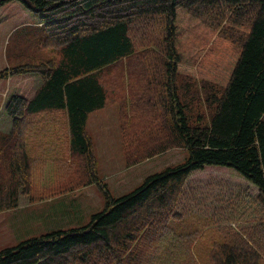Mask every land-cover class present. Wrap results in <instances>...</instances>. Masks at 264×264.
<instances>
[{
    "label": "trees",
    "instance_id": "1",
    "mask_svg": "<svg viewBox=\"0 0 264 264\" xmlns=\"http://www.w3.org/2000/svg\"><path fill=\"white\" fill-rule=\"evenodd\" d=\"M11 2L37 18L27 37L45 57L0 70V80H42L31 99L14 95L4 107L12 122L0 134V212L32 196L34 174H50L58 194L95 184L104 208L83 226L0 250V264H264L263 217L237 228L190 222L178 210L191 173L208 166L256 187V201L235 195L246 213L257 214L250 203L264 210V0H0V8ZM216 30L212 43L229 45L212 54L229 60L227 70L200 59ZM119 67V81L141 83L127 86L123 104L152 109L151 142L134 133L136 146L150 147L133 162L173 145L187 157L114 197L99 180L86 124L109 102L103 73ZM74 157L80 166L67 162Z\"/></svg>",
    "mask_w": 264,
    "mask_h": 264
},
{
    "label": "rangeland",
    "instance_id": "2",
    "mask_svg": "<svg viewBox=\"0 0 264 264\" xmlns=\"http://www.w3.org/2000/svg\"><path fill=\"white\" fill-rule=\"evenodd\" d=\"M12 14L15 15L14 25H16L13 28L17 27L14 30L9 27L13 24ZM37 24V18L17 2H11L0 8V49H4V59L0 60V70L18 63L33 62L34 60L31 59H36L34 57L40 59L45 57L44 52H37V41L31 42V39L27 37L32 33L36 35ZM16 30L17 32H14ZM217 33L216 30L214 36L209 38L204 49V53L206 51L207 53L200 59L214 60L217 66L227 70L229 60L215 59L212 54L229 45L223 38L218 39V37L212 43ZM211 45L214 46L213 49H209ZM228 52L230 53L231 50ZM1 61L4 63L2 64ZM121 71L122 68L119 67L112 73L106 72L111 74L108 77L103 73L108 86L109 102L104 109L90 114L86 124L99 180L114 197H120L135 189L150 174L183 163L187 157V153L182 148L173 145L174 147L153 157L133 162V159L139 156L138 154L148 152L146 149L150 147L143 149L136 146L134 133H137L138 138L141 135L143 142H151L148 137L151 132L147 133L149 126L147 119L152 109L141 106L132 110L127 103L123 104L125 98L122 99V97L126 94L127 86H132L133 83L139 86L141 83L138 81L139 76L138 79L131 78L127 83L119 81L118 73ZM29 76H32L33 80H27L28 84L18 85V82H15L11 84V89H17L20 86L29 89V85L37 86L41 78L37 75ZM221 84H224L223 79L215 82V86ZM8 85L9 82H3L0 86V94H2L0 95V134H7L11 129L12 119L4 111L9 96L13 93L7 92V96H3ZM204 108V105L196 106L194 110L202 114ZM208 114L209 110H206L205 115L208 116ZM163 134L165 138L167 130H163ZM69 160L74 161L76 165L81 164V158L74 157L67 162ZM2 167L0 161V170ZM52 182L57 180L51 178L50 174L42 177L34 174L32 196H21L18 209L0 212V250L13 247L25 239L45 235L54 229L75 228L87 224L89 217L82 219L83 212H78L72 205L91 211V214L103 210L104 199L97 185L90 184L74 189L73 192L58 194L56 185ZM52 187L54 188L50 195L45 196L40 192L50 190ZM239 193L248 196L249 200L256 201L257 189L247 180L231 169L208 166L191 173L178 210L184 219L190 222L198 224L213 222L219 226L229 225L237 228L253 222L259 216L264 218V210L257 202V205L249 202L251 206H257V214L246 213L244 208L247 205L236 201L235 195ZM241 209H244L243 213Z\"/></svg>",
    "mask_w": 264,
    "mask_h": 264
},
{
    "label": "crops",
    "instance_id": "3",
    "mask_svg": "<svg viewBox=\"0 0 264 264\" xmlns=\"http://www.w3.org/2000/svg\"><path fill=\"white\" fill-rule=\"evenodd\" d=\"M11 20H12L13 24H11L9 27H12L13 28L14 26H16V25H14V22H15V15L14 14H12ZM12 28H10V29H12ZM16 28H13V30L16 29ZM5 33H6V31H5ZM3 55H4V49L1 48L0 49V60L4 59L3 58ZM1 62H2V64L4 63V61H1ZM0 68H1V66H0ZM30 79L32 81L33 80V77L32 76H29V75H21V76L10 77L7 80H2V81L0 80V86H1V84H3V82H7V83L9 82V85H8V87L6 89V92L4 93L3 96L6 97L7 96V92H11L12 91L13 93L9 97L14 96V95H18V96H21V97H23V98H25L27 100L31 99L34 96V94H35L36 90L38 89V87L41 85V83H42L41 80L39 81V83H38L37 86H34V85L33 86H30L29 85V87H30L29 89H26L25 87L23 88L22 86H20L17 89H14V88L11 89L12 88L11 87V84H14L15 82H18L17 83L18 85L19 84H28L26 82H27V80H30ZM34 79L36 80V78H34ZM0 95H2V94H0ZM10 122H12V121H10ZM10 128H11V123H10ZM9 130L7 132H9ZM72 207L76 208L78 212H83L82 219H84V220L87 219L88 217H90L92 215L91 214V211H85V209H81L79 206L72 205ZM18 208L19 207H17L16 209H18ZM50 219H52V218H50ZM64 229H69V228H64ZM54 230H58V229H54ZM54 230H51V231H54Z\"/></svg>",
    "mask_w": 264,
    "mask_h": 264
}]
</instances>
